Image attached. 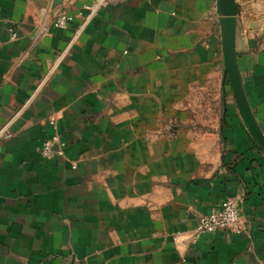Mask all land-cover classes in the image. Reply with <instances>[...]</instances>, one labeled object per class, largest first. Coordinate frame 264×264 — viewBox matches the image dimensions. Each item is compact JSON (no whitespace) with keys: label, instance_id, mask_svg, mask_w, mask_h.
Masks as SVG:
<instances>
[{"label":"crops","instance_id":"obj_1","mask_svg":"<svg viewBox=\"0 0 264 264\" xmlns=\"http://www.w3.org/2000/svg\"><path fill=\"white\" fill-rule=\"evenodd\" d=\"M89 1L0 0V264H264V153L223 79L215 0H111L53 27ZM236 3L264 134V0ZM54 134L65 153L43 159ZM225 199L244 229L192 242Z\"/></svg>","mask_w":264,"mask_h":264},{"label":"built area","instance_id":"obj_2","mask_svg":"<svg viewBox=\"0 0 264 264\" xmlns=\"http://www.w3.org/2000/svg\"><path fill=\"white\" fill-rule=\"evenodd\" d=\"M111 0H90L84 4L81 9L75 14L59 13L53 20L52 25L58 29H64L75 18H82L77 32L86 23H88L97 12L109 4ZM10 37L16 38V33L12 28H9ZM52 124V122H50ZM0 136L9 137V133H5L4 129L0 130ZM66 142L63 141L57 134L45 139L39 149V154L43 159H50L54 156H63L65 153ZM232 230L239 231L244 229L240 222L239 210L236 202L233 199L223 200L218 207L213 208L206 214L199 215L195 227L191 232L192 242L202 233H211L217 230Z\"/></svg>","mask_w":264,"mask_h":264},{"label":"water","instance_id":"obj_3","mask_svg":"<svg viewBox=\"0 0 264 264\" xmlns=\"http://www.w3.org/2000/svg\"><path fill=\"white\" fill-rule=\"evenodd\" d=\"M215 11L219 23V35L223 58V79L227 80L235 106L245 130L264 153V134L256 123L236 65L234 48L238 5L236 0H215Z\"/></svg>","mask_w":264,"mask_h":264}]
</instances>
